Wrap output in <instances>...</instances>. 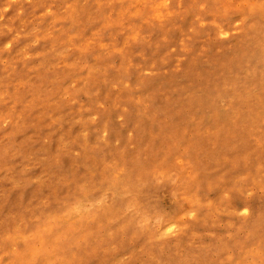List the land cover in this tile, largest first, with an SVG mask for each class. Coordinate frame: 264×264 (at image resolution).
<instances>
[{"label": "rangeland", "instance_id": "rangeland-1", "mask_svg": "<svg viewBox=\"0 0 264 264\" xmlns=\"http://www.w3.org/2000/svg\"><path fill=\"white\" fill-rule=\"evenodd\" d=\"M0 264H264V0H0Z\"/></svg>", "mask_w": 264, "mask_h": 264}]
</instances>
